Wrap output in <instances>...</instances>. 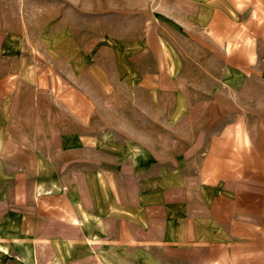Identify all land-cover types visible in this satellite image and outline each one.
Masks as SVG:
<instances>
[{"label":"crops","instance_id":"crops-1","mask_svg":"<svg viewBox=\"0 0 264 264\" xmlns=\"http://www.w3.org/2000/svg\"><path fill=\"white\" fill-rule=\"evenodd\" d=\"M167 20L216 64L192 78L172 63L185 135L165 159L154 144L102 147L85 192L57 176L35 192L36 217L61 230L38 264H264V0H172ZM199 83L200 98L188 90Z\"/></svg>","mask_w":264,"mask_h":264},{"label":"rangeland","instance_id":"rangeland-1","mask_svg":"<svg viewBox=\"0 0 264 264\" xmlns=\"http://www.w3.org/2000/svg\"><path fill=\"white\" fill-rule=\"evenodd\" d=\"M168 15L172 0H0L11 53L0 56V264L51 257L61 230L36 217L34 194L56 176L85 192L102 147L172 156L186 133L172 125V63L192 78L216 64L172 33ZM188 90L200 98L204 87Z\"/></svg>","mask_w":264,"mask_h":264}]
</instances>
